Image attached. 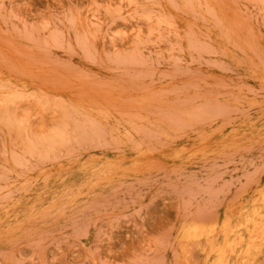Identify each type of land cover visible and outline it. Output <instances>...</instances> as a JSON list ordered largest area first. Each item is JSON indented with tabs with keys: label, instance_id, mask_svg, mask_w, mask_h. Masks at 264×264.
<instances>
[{
	"label": "rangeland",
	"instance_id": "obj_1",
	"mask_svg": "<svg viewBox=\"0 0 264 264\" xmlns=\"http://www.w3.org/2000/svg\"><path fill=\"white\" fill-rule=\"evenodd\" d=\"M257 212L264 0H0V264H264Z\"/></svg>",
	"mask_w": 264,
	"mask_h": 264
},
{
	"label": "bare ground",
	"instance_id": "obj_2",
	"mask_svg": "<svg viewBox=\"0 0 264 264\" xmlns=\"http://www.w3.org/2000/svg\"><path fill=\"white\" fill-rule=\"evenodd\" d=\"M216 226L211 224L210 226L204 223L190 222L182 226L181 234L187 242L198 241L207 239L214 232ZM244 229V235L248 238L252 237H264V216L261 213L254 214L253 219L245 220V224L229 225V223H223L221 225V232L224 236L223 244L220 246L217 252L219 261H222L228 250L232 249L230 241L237 239V232L240 229Z\"/></svg>",
	"mask_w": 264,
	"mask_h": 264
}]
</instances>
